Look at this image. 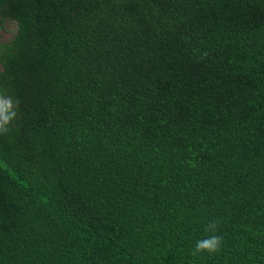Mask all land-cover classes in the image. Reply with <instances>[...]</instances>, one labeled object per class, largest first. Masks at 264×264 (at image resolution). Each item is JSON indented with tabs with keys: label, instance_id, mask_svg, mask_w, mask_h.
<instances>
[{
	"label": "trees",
	"instance_id": "trees-1",
	"mask_svg": "<svg viewBox=\"0 0 264 264\" xmlns=\"http://www.w3.org/2000/svg\"><path fill=\"white\" fill-rule=\"evenodd\" d=\"M6 20L0 264H264V0H0Z\"/></svg>",
	"mask_w": 264,
	"mask_h": 264
},
{
	"label": "clouds",
	"instance_id": "clouds-1",
	"mask_svg": "<svg viewBox=\"0 0 264 264\" xmlns=\"http://www.w3.org/2000/svg\"><path fill=\"white\" fill-rule=\"evenodd\" d=\"M18 101H14L12 97L0 94V133H6L9 128V124L17 116L16 107ZM218 222L211 221L205 231L214 232L217 230ZM222 237L219 235H211L206 238L200 239L196 242L193 255L200 252L215 253L220 250Z\"/></svg>",
	"mask_w": 264,
	"mask_h": 264
},
{
	"label": "rangeland",
	"instance_id": "rangeland-1",
	"mask_svg": "<svg viewBox=\"0 0 264 264\" xmlns=\"http://www.w3.org/2000/svg\"><path fill=\"white\" fill-rule=\"evenodd\" d=\"M17 27L18 24L14 20H6L4 23L0 24V44L9 40L16 32Z\"/></svg>",
	"mask_w": 264,
	"mask_h": 264
}]
</instances>
